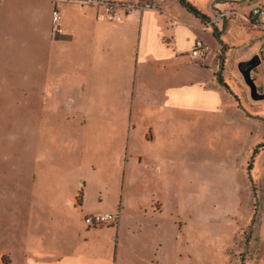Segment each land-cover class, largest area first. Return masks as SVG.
Here are the masks:
<instances>
[{"label": "crops", "instance_id": "obj_1", "mask_svg": "<svg viewBox=\"0 0 264 264\" xmlns=\"http://www.w3.org/2000/svg\"><path fill=\"white\" fill-rule=\"evenodd\" d=\"M102 3L118 5L114 17ZM261 3L210 0L197 7L204 21L179 0L59 2L54 39L52 0H0V51H23L12 80L35 141L0 189V264H264V148L249 170L264 115H246L217 81L213 35L228 47L231 92L225 75L264 106L238 71L259 54L264 93V31L249 19ZM117 211L116 227L85 224Z\"/></svg>", "mask_w": 264, "mask_h": 264}, {"label": "rangeland", "instance_id": "obj_2", "mask_svg": "<svg viewBox=\"0 0 264 264\" xmlns=\"http://www.w3.org/2000/svg\"><path fill=\"white\" fill-rule=\"evenodd\" d=\"M191 1L202 10H205L210 2V0ZM22 63L23 51L18 49L0 51V189L12 187L14 174L24 172V153L31 143L29 131L25 127L27 123L24 121L26 101L21 90L23 82H13L12 80L22 74ZM1 66L5 68H1ZM230 87L236 92L233 86L230 85ZM251 113L264 115V106H256L251 110ZM31 138V144H33L35 142L33 133ZM257 146L259 145L256 143L255 148ZM243 213L246 214L247 211L243 210ZM254 222L255 220L251 217L250 228ZM250 228L245 223L241 227L240 234L244 236ZM261 243L262 254H264V238Z\"/></svg>", "mask_w": 264, "mask_h": 264}, {"label": "built area", "instance_id": "obj_3", "mask_svg": "<svg viewBox=\"0 0 264 264\" xmlns=\"http://www.w3.org/2000/svg\"><path fill=\"white\" fill-rule=\"evenodd\" d=\"M53 1V10H52V26H51V35L54 39L61 37L64 34V29L62 27V18L60 9L58 7L59 2H71L75 0H52ZM104 6V15L106 17H114L118 5L112 4V3H102ZM151 4L147 8H149ZM122 7L127 12H132L138 8V5L136 4H125L122 5ZM227 13H222L221 15L215 17V21L218 19H223L227 17ZM250 22L264 31V3L259 4L256 8H254L249 16ZM203 53V45L201 42L196 43L195 47L192 51L193 57H199ZM121 219V212L117 211L115 213H108V214H92L87 215L84 219L85 224L90 229H100L104 227H116L118 226Z\"/></svg>", "mask_w": 264, "mask_h": 264}, {"label": "trees", "instance_id": "obj_4", "mask_svg": "<svg viewBox=\"0 0 264 264\" xmlns=\"http://www.w3.org/2000/svg\"><path fill=\"white\" fill-rule=\"evenodd\" d=\"M179 2L181 3V5L183 7H185L189 12L191 13H194L195 15L199 16L201 19H203L204 21L208 20L206 15L202 14L196 6H194L189 0H179ZM213 35L214 37L219 41V43L221 44L222 46V53H221V57H220V60H221V64H220V67H219V71L215 74V77L217 79V81L222 85L224 86L234 97H235V100L239 106V108L245 112L246 115L250 116V117H253L254 114L251 113V110L255 107H253L251 105V102L249 101V99L247 98V94L245 92V89L241 86V84L236 81L234 78H232L231 76L229 75H225V78L227 80L230 81H233L235 83V86L237 88V93L236 95H234L232 92H231V89L230 87L227 85V83H225L223 77V72H224V65H225V60H226V53H227V45L222 41L221 39V33L219 32V30L215 27L214 28V31H213ZM264 148V143L257 146L253 153H252V156H251V159H250V162H249V170L252 169V166H253V163H254V160L256 158V156L260 153V151Z\"/></svg>", "mask_w": 264, "mask_h": 264}, {"label": "water", "instance_id": "obj_5", "mask_svg": "<svg viewBox=\"0 0 264 264\" xmlns=\"http://www.w3.org/2000/svg\"><path fill=\"white\" fill-rule=\"evenodd\" d=\"M259 62H260V55L257 54L254 55L251 59L247 61H242L238 64V71L241 74L243 81L249 90V96L251 100L254 102L264 101V93L258 89L252 77V72L257 68ZM252 228H253V224L251 225L249 233H251Z\"/></svg>", "mask_w": 264, "mask_h": 264}, {"label": "flooded vegetation", "instance_id": "obj_6", "mask_svg": "<svg viewBox=\"0 0 264 264\" xmlns=\"http://www.w3.org/2000/svg\"><path fill=\"white\" fill-rule=\"evenodd\" d=\"M244 238L246 242H249V240H251V233H249V229H248V232L244 235Z\"/></svg>", "mask_w": 264, "mask_h": 264}]
</instances>
